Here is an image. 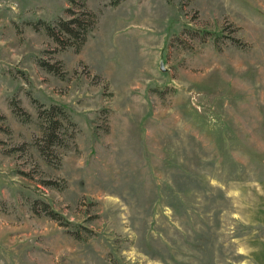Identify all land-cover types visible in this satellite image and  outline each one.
I'll return each instance as SVG.
<instances>
[{
    "label": "rangeland",
    "instance_id": "1",
    "mask_svg": "<svg viewBox=\"0 0 264 264\" xmlns=\"http://www.w3.org/2000/svg\"><path fill=\"white\" fill-rule=\"evenodd\" d=\"M86 5L77 52L35 25L81 0H0V264H264V0ZM37 104L77 126L54 164Z\"/></svg>",
    "mask_w": 264,
    "mask_h": 264
},
{
    "label": "trees",
    "instance_id": "2",
    "mask_svg": "<svg viewBox=\"0 0 264 264\" xmlns=\"http://www.w3.org/2000/svg\"><path fill=\"white\" fill-rule=\"evenodd\" d=\"M70 4L76 3L77 0H68ZM83 8H85L83 15L70 14L71 7L67 9L70 18H60L55 24L38 22L35 25V30L39 31L44 29L47 35L53 39L61 48H67L71 45L77 52H80L82 47L87 43L89 35L96 29L99 17L94 12L88 10L86 0H81ZM120 0H114V5H118ZM42 26V28H41ZM39 65L44 68L48 73L54 74L61 79L66 78V73L62 69V64L58 61L51 63L40 60ZM13 111L24 123H28L32 117L23 112V109L17 104H13ZM38 110V127L42 132V136L39 140H36V146L44 159L48 164H54L59 159L56 155L58 149H68L70 142L76 141V124L72 121L69 113L63 106L52 105L46 107L41 104H37ZM71 128V134L68 132ZM51 218L59 220V214H55L53 211V217Z\"/></svg>",
    "mask_w": 264,
    "mask_h": 264
},
{
    "label": "water",
    "instance_id": "3",
    "mask_svg": "<svg viewBox=\"0 0 264 264\" xmlns=\"http://www.w3.org/2000/svg\"><path fill=\"white\" fill-rule=\"evenodd\" d=\"M161 69H163V63H161Z\"/></svg>",
    "mask_w": 264,
    "mask_h": 264
}]
</instances>
